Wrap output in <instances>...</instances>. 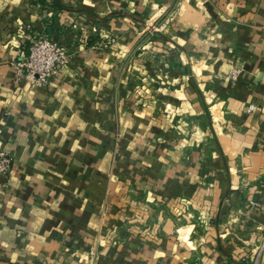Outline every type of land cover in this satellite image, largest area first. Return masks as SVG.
I'll list each match as a JSON object with an SVG mask.
<instances>
[{
    "label": "crops",
    "instance_id": "crops-1",
    "mask_svg": "<svg viewBox=\"0 0 264 264\" xmlns=\"http://www.w3.org/2000/svg\"><path fill=\"white\" fill-rule=\"evenodd\" d=\"M0 150V264H264V0H0Z\"/></svg>",
    "mask_w": 264,
    "mask_h": 264
},
{
    "label": "built area",
    "instance_id": "built-area-1",
    "mask_svg": "<svg viewBox=\"0 0 264 264\" xmlns=\"http://www.w3.org/2000/svg\"><path fill=\"white\" fill-rule=\"evenodd\" d=\"M150 32L157 33L159 28L152 26ZM77 35V44L84 50L91 48L89 40ZM71 53L64 46L46 38L42 33L32 35L30 53L27 57L13 60L18 76L25 78L32 86H45L63 68L68 66ZM13 168V157L0 150V173L9 176ZM264 182V178H263Z\"/></svg>",
    "mask_w": 264,
    "mask_h": 264
}]
</instances>
